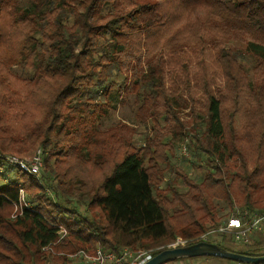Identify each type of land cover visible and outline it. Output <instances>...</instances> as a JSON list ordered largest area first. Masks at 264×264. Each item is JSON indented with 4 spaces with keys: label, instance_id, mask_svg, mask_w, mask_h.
<instances>
[{
    "label": "trees",
    "instance_id": "trees-1",
    "mask_svg": "<svg viewBox=\"0 0 264 264\" xmlns=\"http://www.w3.org/2000/svg\"><path fill=\"white\" fill-rule=\"evenodd\" d=\"M114 91L150 130L138 145L137 124L99 128ZM37 149L40 176L7 160ZM0 180V264L64 261L42 251L59 227L54 253L153 257L208 234L264 255L209 234L223 211L264 214V0H0Z\"/></svg>",
    "mask_w": 264,
    "mask_h": 264
},
{
    "label": "built area",
    "instance_id": "built-area-1",
    "mask_svg": "<svg viewBox=\"0 0 264 264\" xmlns=\"http://www.w3.org/2000/svg\"><path fill=\"white\" fill-rule=\"evenodd\" d=\"M7 160L23 172L35 176H38L43 168L41 151L39 149L35 150L30 159L9 156ZM22 206L28 207L21 193L19 204L15 207L12 217H15L17 212L21 211ZM216 233L232 235L236 243L247 245L254 233L264 235V214H258L249 210L237 211L236 214H231L227 217L224 223L220 224L217 229L212 230L209 234ZM57 235V241L42 248V251L51 252L55 257H64L65 260L62 262H52L51 264H143L151 258V250L131 251L123 248L119 252H113L102 250L99 246L94 251L86 249L76 250L72 253H54L52 246L66 236V230L59 227ZM207 235H203L201 240H205ZM184 244L185 242L177 240L175 243L169 245L168 248Z\"/></svg>",
    "mask_w": 264,
    "mask_h": 264
},
{
    "label": "rangeland",
    "instance_id": "rangeland-1",
    "mask_svg": "<svg viewBox=\"0 0 264 264\" xmlns=\"http://www.w3.org/2000/svg\"><path fill=\"white\" fill-rule=\"evenodd\" d=\"M230 47L232 48H240L241 44L239 43H230ZM12 71L20 76L25 77L28 75L27 69L19 68V67H14ZM109 102L112 105V109H109L107 114L104 115L103 117L100 118L98 125L99 128L101 129H107L116 123L122 121L128 124L136 125L138 126V136L136 137L135 143L138 145L140 143V138L144 134H150V130L148 128L140 126L136 122L135 114L138 110V106L134 103L133 101V95H124L123 93L118 95L115 91L109 96L108 98ZM182 117L184 119H187L188 116L185 113H182ZM143 143V140H142ZM35 152V151H34ZM32 152L30 155L25 156V159H30L33 156ZM192 159H198V155L192 157V152L191 150H188L186 144H181L177 147V153H176V161L177 164L181 167L184 168L185 171L191 174V177H193L195 180H199L200 177L202 176V173L198 171L196 168L192 166L191 160ZM42 171V170H41ZM40 171V174H41ZM40 174L38 176H40ZM168 179V178H167ZM0 185H2V181L0 180ZM220 216V222L221 224L225 222L227 218L225 217V212H221L219 214ZM218 240V237L216 241ZM258 240H264V235L260 233H254V235L251 236L250 241H258ZM249 241V242H250ZM234 241V243H228L229 247L238 249L240 247V244H238ZM264 244V243H263ZM53 261H49L48 263L51 264ZM165 264H229L226 263L222 259H216V258H208L205 259L203 257H198L193 260L185 259L179 262H168Z\"/></svg>",
    "mask_w": 264,
    "mask_h": 264
},
{
    "label": "water",
    "instance_id": "water-1",
    "mask_svg": "<svg viewBox=\"0 0 264 264\" xmlns=\"http://www.w3.org/2000/svg\"><path fill=\"white\" fill-rule=\"evenodd\" d=\"M198 257H216L244 264L264 263V255L246 256L225 250L215 243L201 240L190 245H180L167 248L157 255L151 257L143 264H165L178 259H190Z\"/></svg>",
    "mask_w": 264,
    "mask_h": 264
}]
</instances>
